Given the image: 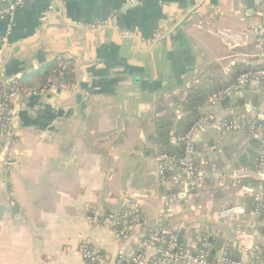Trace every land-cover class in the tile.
I'll return each mask as SVG.
<instances>
[{"label": "crops", "instance_id": "crops-1", "mask_svg": "<svg viewBox=\"0 0 264 264\" xmlns=\"http://www.w3.org/2000/svg\"><path fill=\"white\" fill-rule=\"evenodd\" d=\"M263 6L264 0H23L0 14L6 79L37 81L61 58L73 63L76 80L65 93L29 95L17 107V127L0 136V264H85L84 245L104 253L103 264H117L142 252V240L157 227L180 233L184 248H206L217 259L228 243L242 264H264V253L255 251L264 242V220L251 211L264 188L235 176L248 170L240 168L242 158L258 153L257 143L247 128H224L232 120L264 122V86L245 85L200 109L201 173L192 194L176 167L159 180L151 140L156 114L177 121L183 112L176 102L192 90L229 83L236 65L264 63L256 33ZM98 22L107 25L84 27ZM144 189V198L128 194ZM132 208L143 221L121 240L111 226L88 219Z\"/></svg>", "mask_w": 264, "mask_h": 264}, {"label": "built area", "instance_id": "built-area-1", "mask_svg": "<svg viewBox=\"0 0 264 264\" xmlns=\"http://www.w3.org/2000/svg\"><path fill=\"white\" fill-rule=\"evenodd\" d=\"M8 0H0V7L7 4ZM23 0H18L14 5H11L7 9L0 11V14H11L15 11L16 6H18ZM261 17V23L256 28V33L258 36L257 49L259 52L264 50V6L259 12ZM107 25L106 22H98L94 24H87L84 27L88 30H97L99 28ZM4 52V46L0 47V62L2 60V55ZM61 63L64 64L68 62ZM248 84H261L264 86V68L248 70L247 72L240 74L236 82L226 89L212 95L209 99L211 104H216L218 102L224 101L232 97L235 93L240 90L241 87ZM4 82L0 78V90L3 88ZM61 90H66L68 86H57ZM54 87H50L49 90H53ZM47 88H43L40 91H32L26 89L11 88L7 94L0 95V136L9 135L13 129L17 127V107L24 103L29 95H37L42 93ZM204 121H200L195 124L191 130L181 139L184 143V155L180 159H174L165 154L157 156L158 161V171L157 176L161 182L165 180V174L171 167L178 168L184 179L186 180L187 190L192 194L198 187L199 184V174L201 173L197 168L194 158L196 157L195 143L197 142V134L203 126ZM226 130H242L247 128L252 135H257L261 140L260 146V159L259 167L254 172L255 174L261 175L264 179V125L261 124H244L238 120H232L229 123L224 124ZM247 171V170H241ZM212 174V173H211ZM261 194L256 196V200L259 202H264V189L259 188ZM260 208V207H259ZM259 208L255 211H259ZM141 211L132 208L120 213H108L103 216L100 221L97 220L95 216H89L90 221L100 222L102 225H109L115 233V237L121 240L129 234L134 226L139 225V215ZM132 219V220H131ZM131 222H135L131 225ZM142 252L136 254L129 258H119L117 264H239L229 260L225 253H223L219 258L214 261H210L207 258V254L204 248L199 249H181L179 245L178 234L175 231L168 230L162 227H157L153 229L149 234H147L141 243ZM149 253L146 255L145 253ZM80 255L83 260L91 263L97 262L98 264H103L100 259H97L93 254L86 248L80 250Z\"/></svg>", "mask_w": 264, "mask_h": 264}, {"label": "trees", "instance_id": "trees-1", "mask_svg": "<svg viewBox=\"0 0 264 264\" xmlns=\"http://www.w3.org/2000/svg\"><path fill=\"white\" fill-rule=\"evenodd\" d=\"M68 64H64V67L61 66V63H65L62 61L61 58L56 59L55 61L45 65L39 72H38V80L31 81L29 77H23L21 79L13 81L9 86H4L1 88L0 93L5 95L11 88H18V89H26L32 91H40L43 88L49 89L50 87L54 86H73L75 84V76H74V69L73 63L69 60ZM264 68V63H260L259 65L253 66H244L242 64L236 65L234 67V71L232 72L233 76L231 81L226 84H214L208 90H192L188 96L183 101H177L176 105L181 108L183 112V116L179 120H173V118L159 116L156 114L153 118L154 124V134L151 138L152 142L157 147V156L159 155H167L174 159H180L184 155V143L181 140L190 130L191 128L197 124L198 122L204 120L203 115L200 113V109L207 103L209 98L226 89L227 87L231 86L236 82L237 77L240 74L247 72L248 70L253 69H261ZM0 94V95H1ZM246 121V119L244 120ZM255 124L264 125V122L259 120L258 118H254ZM252 141L257 143L258 150L261 146V140L257 135H252ZM202 149V146L199 142L195 143V150L198 153ZM259 159H260V150L258 153H250L248 157L242 158L247 162L240 166V168L248 169L247 171L253 172L256 171L259 167ZM194 162L198 168V159L195 157ZM253 178H243V180H252ZM257 184H261L264 188V179L263 180H256L254 181ZM253 201V200H252ZM260 207V208H259ZM259 208V216L258 220H264V202H252L251 203V211L254 209ZM139 223L143 221V214L140 213L139 215ZM132 220V219H131ZM131 225H134L135 222H131ZM260 232L264 235V226L260 227ZM178 234L179 245H181V249H185L182 245V235ZM261 240V239H260ZM216 243V242H215ZM223 246L225 256L239 264L241 263L240 255L236 247L232 246L231 244H221ZM83 248L88 249L95 258L100 259L103 262L106 261V256L102 252L95 251L94 249L88 246H81ZM206 252V256L210 261H214L216 258L208 251V249L204 248ZM256 252L260 251L264 253V242L259 241L257 243ZM261 253V254H262ZM138 254V253H137ZM264 256V254L262 255ZM264 259V258H262ZM85 264H98L97 262L91 263L86 260Z\"/></svg>", "mask_w": 264, "mask_h": 264}, {"label": "water", "instance_id": "water-1", "mask_svg": "<svg viewBox=\"0 0 264 264\" xmlns=\"http://www.w3.org/2000/svg\"><path fill=\"white\" fill-rule=\"evenodd\" d=\"M17 1L18 0H12V1L8 2L7 4H5L2 7H0V11H2L3 9H7L11 5H14ZM128 7H131V6H128ZM192 49H193V47H192ZM193 51H194V49H193ZM194 53H195V51H194ZM2 64H0V69H1ZM0 78L4 82V85L5 86H9L13 81L16 80V78H8V79H6L4 77V74L1 73V70H0ZM53 91L55 93H58V94L65 93L63 90L59 89L57 87V85L55 86V88L53 89ZM235 176L236 177H239V178H241V177H249V178H254V179L262 180V176L261 175H258V174H255V173L249 172V171H246V172L245 171L237 172L235 174ZM145 189L144 190H131V191L128 192V194H131L133 196V198H144L146 196V194H145V191L146 190ZM104 264H109V263H104Z\"/></svg>", "mask_w": 264, "mask_h": 264}]
</instances>
